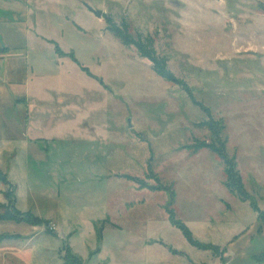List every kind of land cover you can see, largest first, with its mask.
I'll return each instance as SVG.
<instances>
[{"label": "rangeland", "instance_id": "1", "mask_svg": "<svg viewBox=\"0 0 264 264\" xmlns=\"http://www.w3.org/2000/svg\"><path fill=\"white\" fill-rule=\"evenodd\" d=\"M107 19L150 39L184 87ZM0 49V235L17 236L0 264H264V0H0ZM189 95L223 124L255 208L219 157L182 149L209 140ZM151 174L211 249L171 225ZM16 210L46 222L2 220Z\"/></svg>", "mask_w": 264, "mask_h": 264}, {"label": "trees", "instance_id": "2", "mask_svg": "<svg viewBox=\"0 0 264 264\" xmlns=\"http://www.w3.org/2000/svg\"><path fill=\"white\" fill-rule=\"evenodd\" d=\"M107 23L109 25L110 32L114 35L115 38L121 41V43L125 46H134L140 57L147 59L150 61L153 65V70L156 73L157 76L165 80L166 82H170L173 84L181 85L184 87V84L179 81L177 78L173 76V74L167 69L166 60L164 58H159L156 56V52L153 49V45L150 39H147V43L144 44L139 38L135 39L133 38L127 31L121 30L119 27L115 26L110 19H107ZM51 44H54L53 42H50ZM55 51L60 53V50L57 46H55ZM6 51V49H0V53ZM62 54V53H61ZM63 55V54H62ZM75 60V59H74ZM73 60V61H74ZM75 62V61H74ZM84 72H87L89 75H91L87 69L82 68ZM186 91V90H185ZM193 103L199 107H201L202 111L207 114L209 119L205 122H202L198 126L206 129L209 133V140L208 141H195L191 145H186L182 149L188 150L192 155L197 154L201 150H208L209 152L215 154L217 157H219L224 165V176L225 181L224 185L230 191L232 194H235L238 199L241 202H249L253 208H255V204L251 198V196L246 192L242 178L239 174V172L236 169L235 159L229 158L226 155V139L223 138L222 133L224 131V126L221 123V121H215L210 117V112L207 108H204L201 104L194 102L193 98L189 95ZM157 181L159 187L156 188H149L151 190L155 191H161L167 194V202L165 205V211L168 216V220L171 223L172 226L179 229L183 236L186 238V240L194 247H197L201 250H209L211 249V246L201 244L197 242L189 229L179 220L175 219V214L173 210L174 200H175V194L172 190L171 186H164L160 185L157 178L151 174ZM0 182L6 183V175L0 172ZM141 188H143L141 186ZM14 200V198H13ZM15 201V200H14ZM16 214L19 216L18 218L12 217V218H2V220H8V221H15V222H23V221H30V224L33 225H41L45 223L46 221L43 219H40L38 217L33 216L30 213L22 214L19 211L16 210ZM24 215H27V218H25ZM258 220L261 222H264V211L259 214ZM17 236H2L0 235V240L5 238H16ZM261 263H264V252L261 255L260 259Z\"/></svg>", "mask_w": 264, "mask_h": 264}, {"label": "crops", "instance_id": "3", "mask_svg": "<svg viewBox=\"0 0 264 264\" xmlns=\"http://www.w3.org/2000/svg\"><path fill=\"white\" fill-rule=\"evenodd\" d=\"M32 80L31 81H29L28 82V84H26V86H27V88H28V90H33L32 89ZM29 94H30V91H29ZM33 100H37V98H35V97H32L31 95H28L27 93H25V95H23V97H22V99H20V100H17L16 102H22L23 104H27V102H31V101H33ZM39 101V100H38ZM42 101H40V103H41ZM28 140H31V139H28ZM27 140V141H28ZM33 141V140H32ZM29 142V141H28Z\"/></svg>", "mask_w": 264, "mask_h": 264}, {"label": "water", "instance_id": "4", "mask_svg": "<svg viewBox=\"0 0 264 264\" xmlns=\"http://www.w3.org/2000/svg\"><path fill=\"white\" fill-rule=\"evenodd\" d=\"M85 7L94 14V16H96L97 18H101L102 17V12L101 11H95L93 10L91 7H89L88 5H85ZM128 126L130 127V121L128 120Z\"/></svg>", "mask_w": 264, "mask_h": 264}]
</instances>
